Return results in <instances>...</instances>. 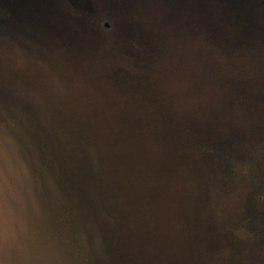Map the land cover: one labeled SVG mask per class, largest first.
<instances>
[{
    "label": "water",
    "instance_id": "obj_1",
    "mask_svg": "<svg viewBox=\"0 0 264 264\" xmlns=\"http://www.w3.org/2000/svg\"><path fill=\"white\" fill-rule=\"evenodd\" d=\"M92 1L96 0H0V40L9 43L17 37L24 40L32 37L41 46L35 50L42 51L50 61L47 65L54 74L64 67H74L79 46H87L88 55L85 50L82 52L87 62L104 63L106 54L101 45L105 40L100 43L95 26L84 23L82 18H73L68 12L86 10L93 14ZM99 1L101 8H111L112 0ZM116 1L120 3L118 9L125 11L123 34L133 30L137 35L141 32V42L145 37L155 42V80L137 74L146 72L138 62L139 52L127 55L135 67L132 73L117 71L121 76L111 74L109 82H102L104 79L99 75L103 73L94 70L97 78L92 79L91 89L96 92L93 98L112 104L124 96L126 107L77 109L74 122L80 126L82 118L78 117L91 115L94 146L103 153L108 166L118 164L121 177L131 183L122 189L123 207L127 210L135 206V212L155 220V264L160 261L175 264L162 254L173 248L174 239L169 238L174 236L169 228L176 224L177 218L184 222L180 264H205L206 250L219 249L222 237L231 245L244 248L243 238L233 236L227 223L242 225L246 232L254 229L250 217H264V208L258 209L264 205V200L258 198L260 194L264 196V182L243 183L241 176L228 173L220 161L221 147L209 155L215 151L219 134L191 117V111L178 117L176 110L187 109L193 100L186 73L189 31L199 32L217 45L222 55L235 58L230 52L232 47L264 44V0ZM138 4L148 11V16L140 21L131 16L133 10L138 11ZM149 5L154 11L148 10ZM70 26L75 28L74 32H69ZM45 27L46 32L42 30ZM7 46L0 44V48ZM10 57L7 49L0 50V70L8 63L6 60L10 62ZM113 77L120 79L113 82ZM7 78L11 81V77ZM72 86L77 88L73 95L79 98V92H75L81 86L74 82ZM103 87L123 95L104 96ZM64 122L70 126L68 121ZM73 135L75 139L78 137L77 133ZM251 135L262 139L264 145V131H253ZM240 142L239 138L237 148ZM236 151L228 150V154L232 156ZM141 206L145 208L143 212ZM163 210H166L164 218ZM258 231L264 235V229Z\"/></svg>",
    "mask_w": 264,
    "mask_h": 264
},
{
    "label": "rangeland",
    "instance_id": "obj_2",
    "mask_svg": "<svg viewBox=\"0 0 264 264\" xmlns=\"http://www.w3.org/2000/svg\"><path fill=\"white\" fill-rule=\"evenodd\" d=\"M92 2L95 6L93 14H89L90 12L86 10L68 12L73 18H82L84 23L95 26V32L98 34L96 37L98 41L101 40L100 43L105 40L101 45L106 54L104 63L92 60L87 62L88 59L82 54L85 50L84 54L88 55V50L85 48L87 46H79L77 48L80 51L75 54L73 61L74 67L72 69L64 67L59 70L61 72L54 74L47 65L50 61L46 59L42 51L35 50L39 45L31 36L25 40L17 37L9 43L0 40V44L8 45L2 48L7 49L11 54L10 62L6 60L8 63L0 70V101L9 106L0 105V109H9L8 116H10L9 112L24 113L34 121V126H25V129L20 125L22 121L18 118V120H10L7 124L0 123V264H109L104 253L106 233L100 230L96 233L91 232L90 228L93 225L89 217L82 216V213L78 214L79 209H74L73 205L63 200L64 196L57 182L58 163L60 162L55 160L58 163H54L55 169L52 171L54 175L41 170L44 166L41 157L42 132L51 131L55 144L58 146L61 142V134L55 113L63 111L64 115L59 112L60 116L70 123V126H66L65 122L59 118L63 121V128L69 135L77 133L76 140L84 149L83 155L86 163L93 164L94 174L98 175L99 171L107 173L110 176V184H116L114 188L120 185L123 189L124 186L131 184L119 174L121 168L115 164L108 166L103 153L94 146L95 136L92 134L93 123L91 122L93 119L89 120L91 115L78 117L82 118L78 126L74 122L77 117L74 112L77 109L126 107L123 102L124 96L117 98L112 104H106L103 100L97 101L93 98L96 92L91 89L92 79L97 78L94 70L103 73L99 75L104 79L102 82H109L111 74L121 76L118 72L132 73L135 67L130 64L127 55L139 52L137 53L140 56L138 62L141 68L145 67L146 72L137 74L155 80V42L150 37L149 39L145 37V41L141 42V32L137 35L132 30L128 32V35L123 34L126 16L124 10L118 9L119 1L112 0L109 9L101 8L99 0ZM142 6L138 4L136 7L138 11L133 10L131 16L134 20L140 21L148 16V11H144L145 8ZM148 10L154 11L150 5ZM85 15L88 17H84ZM67 29L70 33L75 31L73 26ZM42 30L47 31L46 27ZM142 52L145 54L144 57L141 55ZM7 77H11V81L7 80ZM116 78L120 79V77ZM117 79L113 77V82ZM73 82L81 86L75 92H79V98L73 95L77 89L72 86ZM118 82L121 83V81ZM101 90V94L108 97L123 95L114 93V90L109 87H103ZM89 126L90 129H88ZM29 128L35 130L31 133ZM32 134L35 135V139L37 137V141L31 139ZM18 149L19 152L22 151V154L28 156L27 159L31 156L38 159V162L34 160L36 171H33L39 177L36 176L38 180L31 174L30 168H27L29 172L25 168L19 157ZM65 154L69 160V156ZM122 189L118 192L115 188L123 205L124 192ZM141 207H143V212L145 208ZM65 208L68 209V213L65 212ZM263 208L264 205L258 209L261 211L260 209ZM124 209L119 212V217L127 218L125 221H118V223H123L119 225L122 228L118 236L122 242L127 239L132 240L130 238L131 229L134 234L133 245L130 243L128 246L127 263L131 264V261H136V264H155V220L145 219L147 215L135 212V206L132 209ZM165 214L166 210H163V218ZM257 216L250 217L255 230L250 228L248 232L245 231L244 226L228 222L229 232L237 238H243L245 247L239 249L238 246L231 245L228 239L222 237L219 249L206 250L207 255L203 259L205 264H264V235L258 231L264 229V217L257 218ZM135 218L144 219L135 221ZM163 223L166 225L165 221ZM183 224V220L177 218L176 224L171 226V230L169 228L174 236L169 238L174 239L173 248L162 254V256L169 257L175 264H180ZM233 226H235L234 229ZM160 264H162L161 261Z\"/></svg>",
    "mask_w": 264,
    "mask_h": 264
},
{
    "label": "trees",
    "instance_id": "obj_3",
    "mask_svg": "<svg viewBox=\"0 0 264 264\" xmlns=\"http://www.w3.org/2000/svg\"><path fill=\"white\" fill-rule=\"evenodd\" d=\"M187 38L190 40L185 49L188 67L186 73L189 74V89L193 100L187 109L176 110L178 117L191 111V117L219 134L215 151L210 147V151L214 153L209 155H214L219 150L218 147H221L220 161L228 173L241 176L243 183L264 182V145L262 139H254L251 135L253 131H264V44L250 48L239 45L232 47L230 52L235 58H231L229 55H222L217 45L197 31H189ZM201 44L204 46H200ZM1 102L0 105L4 107L9 106ZM8 111L9 109H0V123L7 124L10 120L19 119L24 129L25 126H34V121L28 118V115L9 112L8 116ZM59 112L62 115L65 113ZM59 112H56L55 116L60 127L61 142H58L57 146L51 131L42 132L41 157L45 167L43 166L41 170L54 175L52 172L55 169L54 163L60 162L57 172L59 178L56 180L64 196V202L73 205L74 209H79L78 214L82 213V216L89 217L93 225L90 228L91 232L96 233L100 230L106 233L104 253L109 264H128L126 261L128 246L130 243L133 245L134 234L131 229L132 240L121 242L119 238L122 227L118 221H125L127 218L119 217V212L124 209L122 199L118 195L119 189L122 188L120 185L116 186L118 191L116 192L114 188L116 184H110V176L107 173L99 171L98 175L94 174L93 164L86 163L84 149L74 138V133L69 135L64 130V118ZM71 127L76 129L73 125ZM29 129L31 133L35 130ZM34 136L32 134L31 139L37 141V137L35 139ZM239 138L241 142L237 148L235 143ZM236 149L234 155L228 154V150ZM19 157L25 168H30L31 174L38 180L39 177L34 174L35 161L38 162V159L34 156L27 159L28 156L22 154V151L19 152ZM258 198L264 200L261 194ZM65 212L68 213L67 208ZM131 264H136V261H131Z\"/></svg>",
    "mask_w": 264,
    "mask_h": 264
}]
</instances>
